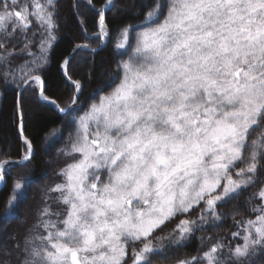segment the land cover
<instances>
[{"label":"snow or ice","instance_id":"1","mask_svg":"<svg viewBox=\"0 0 264 264\" xmlns=\"http://www.w3.org/2000/svg\"><path fill=\"white\" fill-rule=\"evenodd\" d=\"M72 7L83 17L85 40L96 43L74 45L60 62L73 88L60 104L45 75L59 39L57 0H0V79L15 85L14 123L26 145L18 158L0 159V182L7 187L12 178L0 212L5 228L26 211L33 183L12 176L34 167L36 144L24 127L31 105L43 102L57 113L42 151L63 141L56 158L64 163L35 223L8 237L10 246L0 241V264H168L169 249L217 225L225 218L219 209L249 189L256 190L245 205L255 217L236 221L235 206L228 213L239 225L233 240L242 243L201 237L196 255L175 264H264V0H106L99 7L74 0ZM129 11L132 22L116 26L113 47L127 59L97 62L113 35L108 13ZM86 12L95 16L91 33ZM17 34L19 51L9 47ZM80 52L90 58L89 81L97 78L91 103L80 99L83 81L72 79ZM18 56L28 59L13 66ZM52 193L62 211L51 212ZM205 239L211 243L202 250Z\"/></svg>","mask_w":264,"mask_h":264},{"label":"trees","instance_id":"2","mask_svg":"<svg viewBox=\"0 0 264 264\" xmlns=\"http://www.w3.org/2000/svg\"><path fill=\"white\" fill-rule=\"evenodd\" d=\"M58 2V24L59 31L57 33L59 39L55 45L54 52H52L51 60L45 72L47 76L48 84L50 86L49 94L56 98L60 104L67 102L68 97L73 92L71 85L66 84L64 78L61 75L60 62L65 56H67L71 51L74 45L80 43H91L92 46H95L96 42H89L85 40L84 34L81 31L79 20L83 17L78 18L75 15V9L72 7L74 0H57ZM106 0H94V3L97 7L105 3ZM123 2V0H121ZM139 2V0H137ZM81 11H86L81 9ZM86 23L88 25L89 33L95 31V16L92 12H86ZM132 12H112L108 13V18L110 21V27L113 29V35L108 39L107 46L96 56V61L99 62L101 57H107L108 60L113 59H127V55L124 56H114L113 47L116 43V32L115 28L117 25L123 26L126 23L132 22L131 20ZM34 30H37L34 27ZM31 36V33H29ZM40 36L37 30V36L35 37L36 45H38ZM20 37L17 34L16 39L12 40L9 44V47H12V44L16 45V50L22 47V44L19 42ZM32 47V51L36 52L37 46ZM131 52V48L128 50ZM82 58H85V62L77 66V61H80ZM25 59H28L26 56H18L13 58V66L16 64L23 63ZM90 63V58L87 57L86 53H78L72 60V68L74 75L72 79L83 81L84 87L83 92L80 95L81 101L86 103H91V93L97 87V78L94 75L92 81L88 79V66ZM110 67V65H109ZM99 69H97V72ZM119 83V81H117ZM115 85H113L114 87ZM110 88H105V93L110 91ZM15 91V85H5L3 80L0 79V159H3L6 155L11 156L13 159L18 158L23 154L26 145L23 142V139L19 132V121L17 120L14 123L13 116V102L14 95L12 94ZM99 97L97 96L96 99ZM57 113L54 108L46 105L43 102L36 103L31 105L25 111L24 115V127L25 135L33 139L36 144V158L33 162L34 167L29 166V168H16L13 170L12 176H21L28 175L32 180V186L29 191V199L25 202L24 209L26 211L21 213L20 220H14L10 224L3 226V221L0 220V241H5L10 236V233L14 231V228L20 223L23 222L24 216L28 217V214L31 212V204L34 206L33 200L35 199V194L40 192L41 187H51L54 184L61 182V177L57 175L58 169L64 166L63 161H58L56 158V148L62 146L63 141L58 143L55 148L51 149L49 152L45 153L42 151L44 148V129L47 126L48 128L53 125L49 121L56 120ZM261 129H257L253 135H259ZM46 161H51V163H46ZM243 166V165H241ZM12 187V178L11 176L7 180V187H2L3 191L0 192V212L3 211L5 206V201L7 200ZM256 189H249L248 192H245L244 195L240 198L239 203L230 202L227 205H224L219 211L225 213V218L221 222H218L217 225L213 226L211 224L205 225L202 230L196 231L190 241L184 247L169 249V252L172 256V260L168 264H175V261L184 259L185 257H191L196 255L197 249L201 246V237L207 238L211 237V242H215L217 238H222L225 243L232 242L233 245L241 243L242 240L237 238L233 240L232 233L238 231L239 225L234 222V219L231 215H228L233 207H238L240 210V215L235 217L236 221L246 220L248 218H254L255 214L251 213L249 208L245 205V199L250 192L255 191ZM259 201H256L258 203ZM199 209L194 210L190 214L191 219H196ZM188 218V217H180ZM177 221L169 223L166 228L163 229L164 232L169 231L174 227ZM160 233H157L159 235ZM9 243V241L7 240ZM208 240H204L203 249L206 250L209 246ZM158 264V262H156Z\"/></svg>","mask_w":264,"mask_h":264},{"label":"rangeland","instance_id":"3","mask_svg":"<svg viewBox=\"0 0 264 264\" xmlns=\"http://www.w3.org/2000/svg\"><path fill=\"white\" fill-rule=\"evenodd\" d=\"M60 183V182H59ZM55 185V184H54ZM49 188V187H45L44 185L41 187L40 189V192H39V189H38V193L35 194V199L33 200V202L35 203L34 206L31 204V212L28 214V217H27V222L26 223H23V222H20L15 228H14V231L12 233H10V236H12L13 234H16L18 237L22 236L24 234V231L27 227L31 226L33 223H35L36 221V210L37 208L39 207H42L43 206V194L44 192L46 191V189ZM56 193H52L51 194V199H49L47 201V203L49 204L50 206V210L52 213H56L57 211H62L63 209V205L59 204L55 197H56ZM52 219H57L54 215L51 217ZM62 218V217H61ZM9 236V237H10ZM9 241V246L11 245V241ZM242 243V242H241Z\"/></svg>","mask_w":264,"mask_h":264},{"label":"water","instance_id":"4","mask_svg":"<svg viewBox=\"0 0 264 264\" xmlns=\"http://www.w3.org/2000/svg\"><path fill=\"white\" fill-rule=\"evenodd\" d=\"M106 3V2H105ZM61 70V69H60ZM4 184H3V182H0V188L3 186Z\"/></svg>","mask_w":264,"mask_h":264}]
</instances>
